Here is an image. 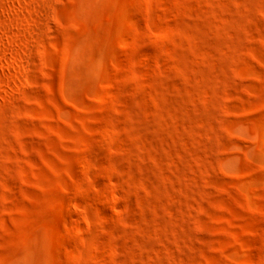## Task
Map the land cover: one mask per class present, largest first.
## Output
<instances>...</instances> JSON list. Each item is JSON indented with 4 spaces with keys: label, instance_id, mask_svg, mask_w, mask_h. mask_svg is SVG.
Masks as SVG:
<instances>
[{
    "label": "rangeland",
    "instance_id": "1",
    "mask_svg": "<svg viewBox=\"0 0 264 264\" xmlns=\"http://www.w3.org/2000/svg\"><path fill=\"white\" fill-rule=\"evenodd\" d=\"M0 264H264V0H0Z\"/></svg>",
    "mask_w": 264,
    "mask_h": 264
}]
</instances>
